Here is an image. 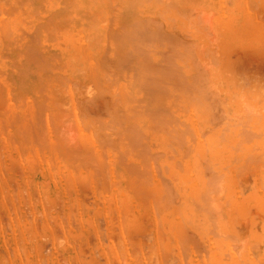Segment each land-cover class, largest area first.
I'll use <instances>...</instances> for the list:
<instances>
[{"label": "rangeland", "instance_id": "374dc122", "mask_svg": "<svg viewBox=\"0 0 264 264\" xmlns=\"http://www.w3.org/2000/svg\"><path fill=\"white\" fill-rule=\"evenodd\" d=\"M263 245L264 0H0V264H264Z\"/></svg>", "mask_w": 264, "mask_h": 264}, {"label": "bare ground", "instance_id": "6f19581e", "mask_svg": "<svg viewBox=\"0 0 264 264\" xmlns=\"http://www.w3.org/2000/svg\"><path fill=\"white\" fill-rule=\"evenodd\" d=\"M24 1H25V0H24ZM109 2H110V0H109ZM152 2H153V1H152ZM160 2H161V1H160ZM120 3H121V2H120ZM121 4H122V3H121ZM123 4H124V3H123ZM123 4H122V5H123ZM157 5H159V3H158ZM168 5H169V4H168ZM125 7H126V6H125ZM125 7H124V8H125ZM139 7H140V6H139ZM163 7H164V6H163ZM154 8H155V7H154ZM122 9H123V8H122ZM169 9H170V8H169ZM115 10H116V9H115ZM190 12H191V11H190ZM113 13H114V12H113ZM107 14H108V13H107ZM107 14H106V17H107ZM109 14H110V13H109ZM109 14H108V18H110V17H109ZM183 14H184V12H183ZM189 14H190V13H189ZM189 14H188V15H189ZM179 15H180V14H179ZM192 15H193V14H192ZM195 15H196V14H195ZM180 17H181V16H180ZM184 17H185V15H184ZM189 17H191V16H189ZM196 17H197V16H196ZM198 17H199V16H198ZM185 18H186V17H185ZM188 19H189V18H188ZM203 19H204V18H203ZM189 20H190V19H189ZM104 21H105V20H104ZM111 21H112V20H111ZM138 21H140V20H138ZM172 21H173V20H172ZM190 21L193 23L192 20H190ZM190 21H189V22H190ZM136 22H137V21H136ZM153 22H154V21H153ZM140 23H141V22H140ZM143 23H144V22H143ZM200 23H201V22H200ZM136 24H138V23H136ZM145 24H146V22H145ZM156 24H157V23H156ZM156 24H155V25H156ZM193 24H194V23H193ZM193 24H192V25H193ZM132 25H133V24H132ZM153 25H154V24H153ZM159 25H160V24H159ZM127 26H128V25H127ZM147 27H148V26H147ZM190 27H191V26H190ZM110 28H111V27H110ZM119 28H120V27H119ZM142 29H144V27H143ZM145 29H146V28H145ZM190 30H191V29H189L188 31H190ZM191 31H192V30H191ZM117 32H118V31H117ZM154 32H155V31H154ZM154 32H153V33H154ZM159 32H160V30L157 31V33H159ZM112 33H113V32H112ZM151 33H152V32H151ZM157 33H156V35H157ZM136 34H137V33H136ZM145 34H146V33H145ZM145 34H144V35H145ZM209 34H210V33H209ZM127 35H130V34H127ZM127 35L123 36V38H122L121 41L123 42L122 44L124 45V47H126V46H128V45L131 47L132 45H130V44H131L132 41H131L129 38H127ZM133 35H134V33H133ZM144 35H143V36H144ZM141 36H142V33H141ZM162 36H163V35H162ZM146 37H147V35H146ZM146 37H145V39L147 40ZM159 37H160V35H159ZM159 37H157V39H158ZM212 37H213V36H212ZM164 38H165V37H164ZM95 39H96V38H95ZM97 39H98V38H97ZM116 39H117V38H116ZM160 39H161V38H160ZM93 42H94V41H93ZM162 42H163V41H162ZM166 43H167V42H166ZM182 43H183V42H182ZM122 44H121V45H122ZM186 44H187V43H186ZM121 45H120V46H121ZM167 45H168V44H167ZM181 45H182V44H181ZM168 46H169V45H168ZM178 46H179V45H178ZM186 46H187V45H186ZM121 47H122V46H121ZM175 47H176V46H175ZM180 47L182 48L183 46H180ZM188 47H189V46H188ZM88 49H89V48H88ZM88 49H87V50H88ZM130 49H131V48H130ZM129 52H130V51H129ZM141 52H142V51H141ZM189 52H190V51H189ZM134 53H135V52H134ZM140 54H141V53H140ZM132 55H133V54H132ZM124 56H126V55H124ZM77 57H79V56H77ZM126 57H127V58H123V57H122V58L124 59V60L122 59V61H123L122 63H123V64L125 63V64H124L125 67L127 66V62H128V65H130V64H129V61L131 60V57H132V56L130 57V56L128 55V56H126ZM133 57H134V56H133ZM139 57H140V55H139ZM140 58H143V56L140 57ZM133 59H135V58H133ZM205 59H206V58H205ZM142 60H143V59H142ZM202 60H203V59H202ZM139 61H140V60H139ZM144 61H145V60H144ZM130 62H131V61H130ZM141 63H142V62H141ZM163 63H164V62H163ZM193 63H194V62H193ZM134 64H135V63H134ZM116 65H117V64H116ZM194 65H195V64H194ZM124 66H123V67H124ZM134 66H135V68H134L133 72L135 71L137 74H138V72H139V74H141L140 71H139V68H138L139 66H138V65H134ZM134 66H132V67H134ZM145 66H146V65H145ZM145 66H144V67H145ZM150 66H151V65H150ZM170 66H171V65H170ZM141 67H142V65H141ZM141 67H140V68H141ZM148 68H149V67H148ZM170 68H171V67H170ZM198 68H199V67H198ZM101 69H102V68H101ZM107 69H108V68H107ZM124 69H125V68H124ZM127 69H128V68H127ZM129 69H130V68H129ZM129 69H128V70H129ZM132 69H133V68H132ZM149 69H150V68H149ZM161 69H162V67H161ZM166 69H167V68H166ZM130 70H131V69H130ZM130 70H129V71H130ZM144 70H145V69H144ZM152 70H153V69H152ZM162 70H163V69H162ZM164 70H165V69H164ZM164 70H163V71H164ZM172 70H173V69H172ZM172 70H171V71H172ZM194 70H195V68H194ZM196 70H197V68H196ZM198 70H199V69H198ZM198 70H197V71H198ZM104 71H105V70H104ZM120 71H121V70H120ZM147 71H148V70H147ZM147 71H146V72H147ZM155 71H156V70H155ZM166 71H167V70H166ZM152 72H153V71H152ZM152 72H151V73H152ZM172 72H173V71H172ZM194 72H195V71H194ZM164 73H165V72H164ZM166 73H168V72H166ZM195 73H196V72H195ZM105 74H106V73H105ZM127 74H128V73H127ZM142 74H143V73H142ZM153 74H154V73H153ZM157 74H159V73H157ZM157 74H155L156 76H158L157 78L155 77L156 81H157V79H158V81H160L159 79H161V78H159V76L161 77V76H165V75H166V74H165V75H157ZM162 74H163V73H162ZM173 74L176 75L175 73H173ZM180 74H181V73H180ZM115 75H116V74H115ZM115 75H114V76H115ZM121 75H122V74H121ZM145 75H146V74H145ZM155 75H154V76H155ZM168 75H170V74H168ZM174 75H171V76H174ZM181 75H182V74H181ZM123 76H124V75H123ZM133 76H135V75H133ZM142 76H143V75H142ZM151 76H152V75H151ZM154 76H153L152 78H150V79H153ZM178 76H179V75H178ZM196 76H197V75H196ZM101 77H102V76H101ZM119 77H120V76H119ZM167 77H168V76H167ZM190 77H191V76H190ZM194 77H195V75H194ZM192 78H193V77H192ZM105 79H106V78H105ZM155 79H153V81H155ZM193 79H194V78H193ZM147 80H148V78H147ZM181 80H182V79H181ZM198 80H199V79H198ZM208 80H209V79H208ZM114 81H115V80H114ZM139 81H140V80H139ZM150 81H151V80H150ZM176 81H178V80H176ZM192 81H193V80H192ZM196 81H197V80H196ZM141 82H144V81L142 80ZM160 82H161V81H160ZM162 82H163V81H162ZM181 82H182V81H181ZM181 82H180V83H181ZM184 82L186 83V81H184ZM201 82L203 83L204 81H201ZM90 83H91V82H90ZM177 83L179 84V82H177ZM185 83H184V84H185ZM193 83H194V82H193ZM205 83H206V81H205ZM110 84H111V83H110ZM141 84H143V83H141ZM144 84H145V83H144ZM146 84H148V83L146 82ZM150 84H151V83H150ZM187 84H188V83H187ZM190 84H192V82H191ZM152 85H155V84L152 83ZM198 85H199V84H198ZM168 86H169V85H168ZM178 86H179V85H178ZM181 86H182V85H181ZM191 86H195V83H194V85H191ZM199 86H200V85H199ZM202 86H203V85H202ZM144 87H145V85H142V86L139 87V89L144 90ZM160 87H161V86L159 85L158 88H160ZM185 87H188V86H186V84H185ZM189 87H190V85H189ZM195 87H196V86H195ZM205 87H206V86H205ZM205 87H203V88H205ZM211 87H212V86H211ZM203 88H202V87L200 88V89H201L200 92L203 91ZM207 88H208V87H207ZM111 89H112V88H111ZM145 89H146V88H145ZM181 89H182V88H181ZM190 89H191V87H190ZM192 89H193V88H192ZM204 90H205V89H204ZM207 90H208V89H207ZM211 90H212V89H211ZM193 91H194V90H193ZM193 91H192V92H193ZM196 91H198V90H195V92H196ZM143 92H145V91H143ZM193 93H194V92H193ZM196 93H197V92H196ZM196 93H195V95H197V98H198V96L200 97V95L198 94L199 92H198L197 94H196ZM201 94L204 95L205 93H201ZM211 94H212V91H211ZM112 95H114V94H112ZM116 95H117V93H116ZM150 96H151V95H150ZM150 96H148V97H150ZM204 97H205V96H204ZM138 99H139V98H138ZM138 99H137V100H138ZM202 99H203V98H202ZM147 100H149V99H147ZM147 100H146V102H147ZM196 100H197V99H196ZM127 101H128V100H127ZM133 101H134V100H133ZM133 101H132V102H133ZM205 101H206V100H205ZM215 101H216V100H215ZM217 101H218V100H217ZM211 103H212V102H211ZM56 104H57V103H56ZM158 104H159V103H158ZM209 104H210V103H209ZM148 105H150V104H146L145 106H147V108H148V107H149ZM202 105H203V104H202ZM145 106H144V107H145ZM160 106H161V105H160ZM160 106H159V107H160ZM58 107H60V106L58 105ZM214 107H215V106H214ZM140 108H141V107H140ZM153 108H154V107H153ZM156 108H158L157 105H156ZM212 108H213V107H212ZM244 108H245V107H244ZM250 108H251V106H250ZM60 109H61V108H60ZM66 109H67V108H66ZM144 109H145V108H144ZM158 109H159V108H158ZM162 109H163V108H162ZM213 109H214V108H213ZM145 110H146V109H145ZM160 110H161V109H160ZM148 111H149V110H147V112H148ZM230 111H231V110H230ZM237 111H238V110H237ZM244 111H246V110H244ZM62 112H65V111H62ZM62 112H61V113H62ZM120 112H121V111H120ZM155 112H156V114H157V113H159L160 111L158 110V112H157V110H156ZM155 112H154V113H155ZM163 112H164V110H163ZM165 112H166V111H165ZM238 112H239V111H238ZM251 112H252V111H251ZM253 112H254V111H253ZM145 113H146V112H145ZM149 113H151V112H149ZM154 113L152 112L151 114H154ZM248 113H249V112H248ZM248 113H247V115H248ZM254 113H255V112H254ZM256 113H257V112H256ZM156 114H155V115H156ZM162 114H163V113H162ZM220 114H222L221 111H220ZM220 114H218V116H219ZM252 114H253V113H252ZM257 114H258V113H257ZM65 115H66V114H65ZM222 115H223V114H222ZM243 115H244V114H243ZM254 115H255V114H254ZM259 115H260V113H259ZM62 116H63V115H61L60 117H62ZM148 116H149V115H148ZM153 116H154V115H153ZM158 116H160V115H158ZM223 116H224V115H223ZM223 116H221V117H223ZM240 116H241V115H240ZM256 116H257V115H256ZM63 117L66 118V116H63ZM237 117H238V116L236 115V118H237ZM249 117H250V116H249ZM257 117H259V116H257ZM125 118H126V117H125ZM160 118H161V117H160ZM239 118H240V117H239ZM239 118H238V119H239ZM59 119H60V118H59ZM119 119H120V118H119ZM162 119H163V118H162ZM256 119H257V118H256ZM61 120H62V119H61ZM220 120H221V118H220ZM229 120H230V119H229ZM153 121H154V120H153ZM153 121H152V123H153ZM157 121H158V120H157ZM215 121H216V120H215ZM58 122H59V120L57 121V123H58ZM209 123H210V122H209ZM115 124H116V123H115ZM158 124H159V123H158ZM166 124H167V122H166ZM239 124H240V123H238V125H239ZM225 125H226V124H225ZM231 125H232V124H231ZM153 126H155V125L153 124ZM168 126H171V125H168ZM247 126H248V125H247ZM247 126H244V127H247ZM155 127H157V126H155ZM163 127H165V126H163ZM110 129H111V128H110ZM225 129H226V128H225ZM243 129H244V128H243ZM111 130H112V129H111ZM129 130H130V129H129ZM155 130H156V129H155ZM166 130H167V129H166ZM104 131H105V130H104ZM119 131H120V130H119ZM131 131H132V130H131ZM158 131H159V130H158ZM169 131H170V130H169ZM245 131H246V130H245ZM245 131H244V132H245ZM225 132H226V131H225ZM129 133H130V132H129ZM131 133H132V132H131ZM162 133H163V132H162ZM116 134H117V133H116ZM245 134H246V133H245ZM242 135H243V134H242ZM135 136H136V135H135ZM170 136H171V135H170ZM174 136H175V134H174ZM236 136H238V135L236 134ZM236 136H235V137H236ZM239 136H240V135H239ZM239 136H238V137H239ZM251 136H252V135H251ZM168 137H169V136H168ZM175 137H176V136H175ZM241 137L244 138L243 136H240V138H241ZM245 137H246V136H245ZM131 138H132V137H131ZM252 138H253V136H252ZM136 139H137V138H136ZM168 139H169V138H168ZM177 139H178V138H177ZM247 139H248V138H247ZM174 141H175V140H174ZM179 141H180V139H179ZM227 141H228V140H227ZM236 141H237V140H236ZM238 141H239V139H238ZM243 141H244V139H243ZM176 142H177V141H176ZM245 142L248 143V141H245ZM172 143H173V141H172ZM174 143H175V142H174ZM240 144H241V142H240ZM240 144H238V145H240ZM233 145H234V144H233ZM236 145H237V143L235 144V146H236ZM127 146H128V145H127ZM131 146H132V144H131ZM133 146H134V145H133ZM135 146H137V145H135ZM176 146H177V145H176ZM184 146H185V144H184ZM129 147H130V146H129ZM237 147H240V146H237ZM170 148H171V147H170ZM237 150H238V148H237ZM252 150H253V149H252ZM134 151H135V150H134ZM169 151H170V150H169ZM127 152H128V151H127ZM130 152H131V150H130ZM119 153H120V152H119ZM121 154H122V153H121ZM233 154H234V153H233ZM197 155H198V154H197ZM145 157H146V156H145ZM120 158H122V157H120ZM148 158H149V156H148ZM142 159H143V157H142ZM236 159L238 160V158H236ZM243 160H244V159H243ZM87 163H88V162H87ZM214 163H215V162H214ZM83 164H84V163H83ZM85 165H86V164H85ZM214 168H216V166H215ZM223 168H224V166H223ZM206 169H207V168H206ZM208 169H209V168H208ZM223 170H224V169H223ZM180 171H181V170H180ZM213 171H214V170H213ZM227 171H228V170H227ZM224 172H225V171H224ZM213 173H214V172H213ZM209 174L211 175V173H209ZM222 174H223V173H222ZM225 174H226V173H225ZM214 175H215V173H214ZM214 175H213V176H214ZM216 176H217V174H216ZM219 176H220V175H219ZM214 177H215V176H214ZM222 177H223V176H222ZM210 178H212V177H210ZM219 178H220V177H219ZM213 179H214V178H213ZM210 181H212V180H210ZM208 182H209V181H208ZM213 182H216L215 179H214ZM213 182H212V184H215V183H213ZM218 182H219V179H218ZM220 183H221V182H220ZM205 184H207V183H205ZM216 184H217V183H216ZM216 184H215V186H216ZM207 188H208V187H207ZM215 188H216V187H215ZM167 190H168V189H167ZM169 190H170V189H169ZM169 190H168V191H169ZM205 191H206V190H205ZM210 191H211V189H210ZM212 191H213V190H212ZM219 191H220V190H219ZM207 192H208V191H207ZM213 192H214V191H213ZM166 193H167V192H166ZM169 193H170V191H169ZM169 193H167V194H169ZM215 194H216V192H215ZM209 195H210V194H209ZM212 195H213V194H212ZM164 196H165V195H164ZM166 196H167V195H166ZM168 196H169V195H168ZM202 196H203V195H202ZM191 199H192V198H191ZM198 199H199V198H198ZM202 205H203V204H202ZM207 205H208V204H207ZM210 207H211V206H210ZM208 208H209V206H208ZM211 212H213V211H211ZM213 217H214V216H213ZM232 238H233V237H232ZM235 239H236V238H235ZM240 240H241V239H240ZM241 243H242V242H241ZM231 245H232V244H231ZM239 245H240V244H239ZM234 246H235V245H233V247H234ZM263 246H264V245H263ZM235 247H236V246H235ZM241 248H243V247H241ZM243 249H244V248H243ZM242 252H243V251H242ZM245 252H246V251H245Z\"/></svg>", "mask_w": 264, "mask_h": 264}]
</instances>
